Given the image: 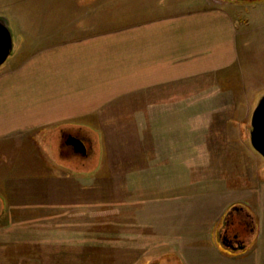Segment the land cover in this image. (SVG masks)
Masks as SVG:
<instances>
[{"label": "crops", "instance_id": "crops-1", "mask_svg": "<svg viewBox=\"0 0 264 264\" xmlns=\"http://www.w3.org/2000/svg\"><path fill=\"white\" fill-rule=\"evenodd\" d=\"M122 1L55 0L64 11L58 30L10 31L0 65V152L15 155L0 164V262L65 261L69 235L109 245L112 262L123 259L113 256L115 230H124L126 245L148 229L155 251L171 249L185 264H264V159L231 189L226 173L213 177L216 190L211 177L178 167L209 164V155L195 156L210 146L195 123L203 118L198 131H209L212 103L253 106L264 95V2L217 0L120 26L132 15L127 6L117 18L100 11ZM58 127L80 132L74 138L91 152L97 146V172H36L35 133ZM241 225L244 235L231 237Z\"/></svg>", "mask_w": 264, "mask_h": 264}, {"label": "rangeland", "instance_id": "rangeland-1", "mask_svg": "<svg viewBox=\"0 0 264 264\" xmlns=\"http://www.w3.org/2000/svg\"><path fill=\"white\" fill-rule=\"evenodd\" d=\"M9 1L10 0H0V13L10 19L6 23V25L9 31L14 29V34H16L17 32H20L21 34L22 32H25L26 29L30 31H49L51 29H53L52 31H54L59 29L60 21L58 20L59 18L57 14L64 11L61 10L63 6L59 7L58 5H52V2H54L55 0H18L17 6H15L14 2L13 5L8 4ZM215 1L217 2V0H126L120 2L119 6H116L115 10L111 6H105L101 9L100 13L114 12V15L117 18L118 15L120 16L122 14L121 12L123 11V7L127 6L131 10L132 15L121 16L120 19L115 21L116 25L121 26L124 25V23H140V20L144 19L145 17L150 18L152 17V15L161 17L162 20H168V18L177 9L180 10L193 6H203L206 3L214 4ZM236 1L240 3L242 2V4L264 2V0ZM4 2L6 3L3 4ZM69 7L74 6L70 5ZM11 10L14 13L13 15L11 14ZM156 10L157 12L155 13L154 11ZM27 15L32 16L34 18V21L26 22L22 19ZM55 15L56 21L54 17ZM258 102L259 100L255 102L253 106L252 104H250V102H242V106L241 102L230 101L214 102V104L212 103V105H210L211 117L204 119L205 124L207 123V121H209V131H198V128L200 129L202 127V122L200 121H202L203 118H196L195 123L196 136H203L205 138L204 142L207 144V146L210 144L209 148H196L194 150L195 156L209 155V164H203L202 161H200V163L199 160H196L191 165L185 164L179 165L178 167H184L185 170L187 167H190L191 170L194 171V176H196V179L211 177L213 180L210 182V188L216 190H220V188L217 187L218 185L216 184H218V182L215 181V179L213 178L214 176H219L226 173L228 175V181H226L227 189H231L232 187H235V185H237L236 178L238 177V175H240V172H244V175H247V180H249L248 178L250 177L248 176L251 174V172H254L260 166V163H258V158L263 161L261 156L256 153L251 147L247 131L245 130V128L247 127L250 129V125H248L250 124L248 114L250 115L251 111H254ZM219 105L221 106L219 107ZM197 106L198 104H196V107ZM199 106H201V104H199ZM218 107L224 108V110L221 111L216 109ZM240 113H242V115H239ZM236 114H238L237 117ZM229 115L230 117H228ZM220 124L224 126V129L227 128L226 132L221 131L223 128L218 129V126ZM240 124H242L243 126L242 133H240L239 131H235V125ZM174 133V137H179L181 134L180 132ZM68 135H72V138H74L75 136L81 137L80 132L73 131L68 133L63 131L59 127L53 131H48L46 133H35V142L33 149L36 172L64 171V169H60L58 165L66 168V171L72 172L92 173L99 170L100 151L97 149L96 144L93 143L96 148H93L91 152V150L89 149V143L82 142L83 146L87 147V154L85 155V153H80L74 150L75 148L73 145L65 142ZM100 135L101 134H98V139L100 138ZM174 151H176L178 159H181L185 150L183 148H179ZM14 155L15 154L13 151L0 152V164L2 165L3 163L6 164L7 162H11V157L13 158ZM224 156H226V160ZM224 162H226L227 164ZM261 171L264 172V170ZM175 175L181 176L180 173ZM183 178H187L185 174ZM112 226L114 225L112 224ZM7 230L9 229H6V231ZM239 230L242 233L241 235L243 236L245 233V227L241 225V228ZM131 231L133 234H136V236L139 235V230L136 229ZM122 232H124V230H115V233H117L118 236L114 237L118 240L120 239V242L118 243L120 244V250L117 251V249L119 248L117 247L116 249L115 247L114 251H116L117 253L115 252L113 256L123 258L120 260H115L112 262L107 260L106 256H109V254L107 253V249H110V246L105 244L101 247H97V249L93 248L92 243L90 242H93L94 238H90L91 236H88V239L87 236H85L86 239L83 240V237L75 238L74 236L69 235L66 236V238L62 237V242H64L63 244L65 245L66 249L60 247L61 249H64L66 251L65 261H58L56 259H54L55 261L52 259H36L21 262L2 261L0 262V264H185L184 261L178 258L177 254L166 252L171 251V249L167 248L162 249V251H155L153 245L154 237L150 235V230H142V232L146 234V238L139 239V237H130V244L126 245V242L123 240ZM231 232H233V229H231ZM64 239L66 240V242L64 241ZM144 239L148 240L147 245L142 244ZM57 240L59 239L57 238ZM5 242L6 240L2 238V240H0V246H3V244L1 243L5 244ZM81 242L83 243L80 244ZM123 245H125V247L128 245L130 246V251L125 249L127 254L123 253L122 251ZM88 246L92 248H87ZM6 248L7 246H4V252ZM55 255H57L56 257H59L58 254ZM37 256L40 257V254L35 255V257Z\"/></svg>", "mask_w": 264, "mask_h": 264}, {"label": "water", "instance_id": "water-1", "mask_svg": "<svg viewBox=\"0 0 264 264\" xmlns=\"http://www.w3.org/2000/svg\"><path fill=\"white\" fill-rule=\"evenodd\" d=\"M10 48V31L5 21L0 19V65L6 60ZM71 141L70 142L74 147L76 146L84 150L83 144L80 140L71 138ZM249 142L253 150L264 159V95L259 99V102L251 115Z\"/></svg>", "mask_w": 264, "mask_h": 264}, {"label": "flooded vegetation", "instance_id": "flooded-vegetation-1", "mask_svg": "<svg viewBox=\"0 0 264 264\" xmlns=\"http://www.w3.org/2000/svg\"><path fill=\"white\" fill-rule=\"evenodd\" d=\"M75 137H77V138H82V137H79V136H75ZM70 141H71V135H68V136L66 137V141H65V142H66V143H69L70 145H72L71 142L74 141V140H72L71 142H70ZM74 148H75L74 150H76V151L78 150L77 152H83V153H84V150H83L82 148H78V147H76V146H75ZM81 149H82V150H81ZM236 226H238V228H239V226H240V222H238V224H236ZM238 234H242V233L240 232L239 229H236V232H235L234 234H232L231 237H235V238H236V237H238ZM231 237H230V238H231Z\"/></svg>", "mask_w": 264, "mask_h": 264}]
</instances>
